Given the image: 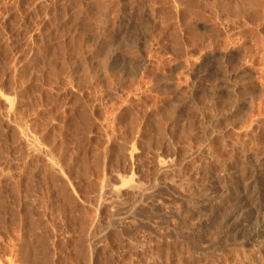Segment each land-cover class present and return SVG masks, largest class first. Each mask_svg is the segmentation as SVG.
Masks as SVG:
<instances>
[{"label":"rangeland","instance_id":"rangeland-1","mask_svg":"<svg viewBox=\"0 0 264 264\" xmlns=\"http://www.w3.org/2000/svg\"><path fill=\"white\" fill-rule=\"evenodd\" d=\"M263 112L264 0H0V264H264L191 201Z\"/></svg>","mask_w":264,"mask_h":264},{"label":"bare ground","instance_id":"bare-ground-1","mask_svg":"<svg viewBox=\"0 0 264 264\" xmlns=\"http://www.w3.org/2000/svg\"><path fill=\"white\" fill-rule=\"evenodd\" d=\"M221 105H223V104H221ZM21 129H23V126ZM20 135H22V134H20ZM23 138L27 144L32 145V146L35 145L34 148L36 147L35 143H37V142L34 143L33 139L28 138L25 133H24ZM24 141H23V143H25ZM29 145H26V147ZM28 148L32 150V148H30V146ZM27 151H28V149H27ZM27 151H26V153H27ZM36 151L39 152V149L37 148ZM157 160H158V158H157ZM160 160H162V159H160ZM162 162H163V160H162ZM163 163H161V164H163ZM157 164H159V160H158ZM51 165H52V163H51ZM247 175L245 173L244 174L243 173H241V174L237 173L236 174L235 171L231 172L230 180L228 181V182H230V184H229L230 186L225 187V191H226L225 193H223L224 190L222 191L221 188H218L219 184H217V183H219V182L216 181L217 183L215 184V183H213L214 180H213V182L208 181L209 184L208 185L206 184L204 186L202 185V188H200L201 190L196 192L197 193L196 196L194 194V196H193L194 199L191 200L192 204L194 206L199 207V208H193L194 209L193 211H197V210H204L205 211V209H207V210L217 209V210L221 211V214H222L221 215V218H222L221 219L222 220L221 225H223V227L226 229V231H228V234H230L229 231L239 232L241 230L240 227L245 226L243 231L240 233V237L242 238V245L243 246L244 245H253V244L255 245V243L257 244L260 242L264 243V241H263L264 240V186H263L264 184H262L264 182V179L261 177H257L255 175H251V176L250 175L247 176ZM139 187H141V186H139ZM139 189H136V190L141 191V189L140 190ZM116 190H115V192H116ZM143 190H144V188H143ZM117 191L119 192V190H117ZM111 192H113V191H111ZM114 193H113V195L111 194L112 197L115 196ZM105 194H106V191H105ZM132 201H134V200H132ZM192 204H191V206H192ZM196 214H198V212ZM236 254H237V252H236Z\"/></svg>","mask_w":264,"mask_h":264}]
</instances>
